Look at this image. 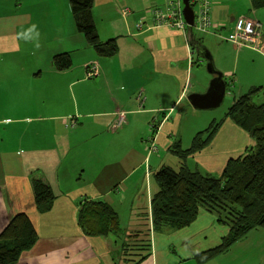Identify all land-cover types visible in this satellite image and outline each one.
Returning a JSON list of instances; mask_svg holds the SVG:
<instances>
[{
  "label": "crops",
  "instance_id": "crops-1",
  "mask_svg": "<svg viewBox=\"0 0 264 264\" xmlns=\"http://www.w3.org/2000/svg\"><path fill=\"white\" fill-rule=\"evenodd\" d=\"M165 5L166 0H94L101 40L115 39L119 48L106 58L78 32L69 0H0V233L11 211L22 209L39 236L18 264H125L122 236L141 230H150L152 241V254L141 264H199L196 256L218 246L228 233L209 209L180 230L151 216L157 189L152 176L162 165H172L168 157L179 165L172 147L178 139L182 144L178 123L193 108L187 98L205 92L212 79L184 31L156 25L151 10ZM212 15L213 33L193 34L224 74L223 103L264 91V28L254 45L224 39L239 18L264 25V8L253 9L251 0H213ZM32 25L39 37L33 33L26 41L22 34ZM65 53L73 66L59 72L53 59ZM93 63L100 75L90 80L86 68ZM121 113L124 122L117 126ZM153 121L159 123L155 135ZM153 136L164 150L150 151ZM92 138L99 139L96 146ZM203 151L191 157L200 158ZM233 155L227 154L226 163ZM32 178L45 180L57 195L47 212L34 204ZM141 193L146 202L138 198ZM84 199L109 203L122 235L86 236L78 224ZM199 234L206 242L191 248L188 241ZM247 236L204 264H263L253 263L249 254L237 257L251 246ZM261 257L264 253H256Z\"/></svg>",
  "mask_w": 264,
  "mask_h": 264
},
{
  "label": "trees",
  "instance_id": "trees-1",
  "mask_svg": "<svg viewBox=\"0 0 264 264\" xmlns=\"http://www.w3.org/2000/svg\"><path fill=\"white\" fill-rule=\"evenodd\" d=\"M78 32L101 57L117 55L119 48L115 39L101 40L94 15V0H69ZM253 9L264 8V0H251ZM192 47L197 38L189 39ZM54 68L69 70L73 66L69 54H60L53 59ZM228 118L247 132L254 140V147L237 158L228 160L222 176L204 175L192 170L186 164V157L195 155L206 148L216 137L222 124H211L199 131L192 145L185 150L181 140L174 142L172 151L179 160V168L164 164L155 173L157 185L151 202V216L154 222L161 218L168 220L174 229L191 226L199 217L201 209L216 212L219 223L225 224L228 233L221 243L196 256L204 264L226 253L251 231L264 229V103L253 101L251 93L240 97L230 109ZM76 119H71L75 127ZM155 124L153 121L151 126ZM159 123L153 129L154 134ZM205 137H207L205 139ZM158 151V147H157ZM153 151V152H157ZM34 204L39 211H49L57 198L52 186L41 178H32ZM228 212L229 214H227ZM226 213L227 221L219 214ZM78 224L88 237L122 235L123 229L117 212L102 200L84 199L80 202ZM122 257L126 264H141L152 254L150 230L134 234L124 233ZM39 240L38 233L27 213L15 216L0 233V264H18L23 254L32 250Z\"/></svg>",
  "mask_w": 264,
  "mask_h": 264
},
{
  "label": "rangeland",
  "instance_id": "rangeland-1",
  "mask_svg": "<svg viewBox=\"0 0 264 264\" xmlns=\"http://www.w3.org/2000/svg\"><path fill=\"white\" fill-rule=\"evenodd\" d=\"M250 19V18H249ZM214 60V58H213ZM206 64L203 66L204 67V74L206 77H209L210 79L214 77V75L210 74L206 68ZM215 64V63H214ZM198 72H195V74ZM209 80L206 86H209L210 82L212 81ZM90 80H95L90 79ZM193 83H196L193 82ZM208 89V87H207ZM251 96L253 98V101L257 104H262L264 103V91L262 92H251ZM233 101L230 104L229 102H224L222 106L212 109V110H198L195 109L194 107H188V115H186L185 119L183 122L178 123L179 128L182 129L181 132V139H182V148L185 150V148H188L189 146L192 145L193 139L196 136V134L199 131H203L207 129L211 124H222L221 128L219 129L218 133L216 134L215 139L206 147L204 148L203 152L201 153L200 158H193L191 156L186 157L187 159V164L188 166L195 170L198 171L204 175H212V176H222L223 171L225 167L228 164V161L226 163V156L227 154H232L234 152L233 156H240L244 154L246 151L254 147V140L250 137V135L239 128L236 124H234L229 118L228 114L230 112V109L232 108ZM156 131V129H155ZM155 135V134H154ZM207 137H205L206 139ZM99 139H93L92 138V145L96 146L98 144ZM150 143L149 145L152 144V142H155L154 136L149 139ZM157 143H155L156 145ZM158 146H162L161 143H158ZM156 145V147H158ZM162 150L163 147H160ZM194 156V155H192ZM191 157V158H190ZM236 157V158H237ZM232 159V158H231ZM229 159V160H231ZM176 159L171 157H168V164H172L174 168H179L178 167V160L175 161ZM152 182L153 184L155 183V178L152 176ZM139 199L141 198L144 202H146V198L144 195L141 193L139 194ZM204 209H207L206 207H203ZM138 212V211H136ZM25 213V210L22 209H15L11 211V216L8 219L10 222L15 216ZM216 213V212H213ZM229 214L228 212H226ZM222 213L219 214L222 220L227 221V214ZM215 220L219 221V218L217 214H215ZM204 224L203 222L199 223V225ZM7 226V225H6ZM5 226V227H6ZM227 226L225 224H222L221 222L219 223V229L223 230L225 232V229ZM4 230V229H3ZM186 231V230H185ZM197 229L192 230L189 235L195 234ZM211 233L214 234V229L210 230ZM249 242L247 244H251L249 248H246L243 251H238V258H241L244 256V254H249L250 260H253V263L257 261H262L264 264V257H261L259 259H256V253H264L263 250H256V247H264V229L263 228H258L254 231H252L248 236ZM206 241L200 236V234L191 240L188 241V243L191 244L192 247H199L202 244H204ZM259 245V246H257ZM232 255V254H231ZM228 256L230 260H232V256ZM256 259V260H255ZM193 260H190L189 263H191ZM211 263H215V261H212ZM191 264H195L192 262Z\"/></svg>",
  "mask_w": 264,
  "mask_h": 264
},
{
  "label": "built area",
  "instance_id": "built-area-1",
  "mask_svg": "<svg viewBox=\"0 0 264 264\" xmlns=\"http://www.w3.org/2000/svg\"><path fill=\"white\" fill-rule=\"evenodd\" d=\"M190 4L195 13V21L192 27L187 23L184 17L183 0H166V5L164 7L152 9L151 14L156 25H166L177 28L184 31L185 35H188L190 30H192L193 33H213V0H191ZM142 26L143 24H139L138 28ZM263 28L264 25L262 23L242 17L235 21L233 29L224 39L239 46L254 45L261 37ZM86 72L89 79H94L100 75V68L98 64L93 63L87 66ZM124 116V113L119 115L120 119L117 126H120L124 122ZM151 128L153 130L155 124H153ZM150 151H157L155 142H152L150 145Z\"/></svg>",
  "mask_w": 264,
  "mask_h": 264
},
{
  "label": "water",
  "instance_id": "water-1",
  "mask_svg": "<svg viewBox=\"0 0 264 264\" xmlns=\"http://www.w3.org/2000/svg\"><path fill=\"white\" fill-rule=\"evenodd\" d=\"M190 1L191 0H183V14L187 23L192 27L195 21V13ZM188 37L189 39L195 38V34H193L192 30L189 31ZM195 46L198 48V55L207 63L206 68L208 72L214 75V77L205 92L190 94L187 99L195 109L212 110L223 104L227 89V81L224 79V74L216 68L211 53L199 43H196Z\"/></svg>",
  "mask_w": 264,
  "mask_h": 264
},
{
  "label": "clouds",
  "instance_id": "clouds-1",
  "mask_svg": "<svg viewBox=\"0 0 264 264\" xmlns=\"http://www.w3.org/2000/svg\"><path fill=\"white\" fill-rule=\"evenodd\" d=\"M36 29H37V26L36 25H32L27 30V33L22 34L25 37L26 41L33 39V36H32L33 33H35V38L39 37V32ZM35 46H36V48L40 47L39 43H37Z\"/></svg>",
  "mask_w": 264,
  "mask_h": 264
}]
</instances>
